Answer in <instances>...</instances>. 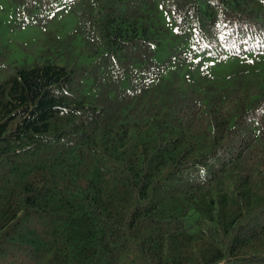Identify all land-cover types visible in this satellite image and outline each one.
<instances>
[{
  "label": "trees",
  "instance_id": "trees-1",
  "mask_svg": "<svg viewBox=\"0 0 264 264\" xmlns=\"http://www.w3.org/2000/svg\"><path fill=\"white\" fill-rule=\"evenodd\" d=\"M9 1L0 264H264V0Z\"/></svg>",
  "mask_w": 264,
  "mask_h": 264
},
{
  "label": "rangeland",
  "instance_id": "rangeland-1",
  "mask_svg": "<svg viewBox=\"0 0 264 264\" xmlns=\"http://www.w3.org/2000/svg\"><path fill=\"white\" fill-rule=\"evenodd\" d=\"M64 27L63 31H70L77 22L75 16L68 10L60 9ZM15 15V6L9 0H0V41L9 44L12 49L11 61L22 63L26 55L19 49L21 44L35 43L43 36L44 28L26 25L19 28Z\"/></svg>",
  "mask_w": 264,
  "mask_h": 264
}]
</instances>
